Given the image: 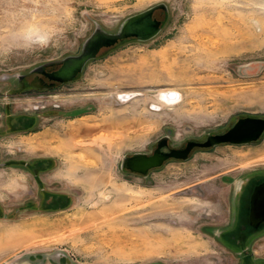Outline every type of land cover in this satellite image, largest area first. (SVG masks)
Wrapping results in <instances>:
<instances>
[{
    "label": "rangeland",
    "instance_id": "obj_1",
    "mask_svg": "<svg viewBox=\"0 0 264 264\" xmlns=\"http://www.w3.org/2000/svg\"><path fill=\"white\" fill-rule=\"evenodd\" d=\"M159 4L155 37L102 48L71 81L38 71ZM245 116L264 117V0H0V264H239L222 232L264 134L146 176L122 162ZM255 240L243 264H264Z\"/></svg>",
    "mask_w": 264,
    "mask_h": 264
},
{
    "label": "water",
    "instance_id": "obj_2",
    "mask_svg": "<svg viewBox=\"0 0 264 264\" xmlns=\"http://www.w3.org/2000/svg\"><path fill=\"white\" fill-rule=\"evenodd\" d=\"M157 8H165V5L159 4L129 17L116 33L95 30L88 38L80 55L65 58L62 65L57 70L46 73L47 76L60 83L71 81L83 70L88 61L98 55L102 48L112 46L123 39L148 40L155 37L161 30V21L154 17V11ZM38 71L45 73L43 68H38ZM263 134L264 117H240L227 131L209 134L202 141L190 140L184 147H169L168 137L165 136L158 141L153 153L137 152L126 156L123 159L122 166L132 173L146 176L151 170L161 167L170 159L187 160L194 149H208L220 144L243 145L255 143ZM164 148L167 150H164Z\"/></svg>",
    "mask_w": 264,
    "mask_h": 264
},
{
    "label": "flooded vegetation",
    "instance_id": "obj_3",
    "mask_svg": "<svg viewBox=\"0 0 264 264\" xmlns=\"http://www.w3.org/2000/svg\"><path fill=\"white\" fill-rule=\"evenodd\" d=\"M57 69H44L45 73L41 74L52 84L60 83L46 74ZM252 175L236 194L229 226L222 232L227 241L225 243L222 239V243L228 250L240 255L239 264L249 262L256 237L264 233V171L254 172Z\"/></svg>",
    "mask_w": 264,
    "mask_h": 264
},
{
    "label": "bare ground",
    "instance_id": "obj_4",
    "mask_svg": "<svg viewBox=\"0 0 264 264\" xmlns=\"http://www.w3.org/2000/svg\"><path fill=\"white\" fill-rule=\"evenodd\" d=\"M175 90H169V91H166V90H162L160 91V93L158 94V98L163 101V102H166V103H173L175 102L176 99H178V96L175 97ZM178 93V92H177ZM132 95H135V94H120V98L122 100H126L128 99L129 97H132ZM78 142V141H77ZM80 143V142H79ZM82 143V142H81ZM94 143V142H92ZM100 143V142H99ZM85 146V145H84ZM81 158H83V156H80ZM92 162V161H91ZM93 164V163H92ZM90 164V165H92ZM92 169V168H91ZM99 169V168H98ZM29 243V242H28Z\"/></svg>",
    "mask_w": 264,
    "mask_h": 264
}]
</instances>
